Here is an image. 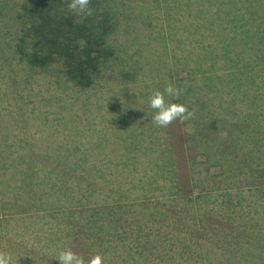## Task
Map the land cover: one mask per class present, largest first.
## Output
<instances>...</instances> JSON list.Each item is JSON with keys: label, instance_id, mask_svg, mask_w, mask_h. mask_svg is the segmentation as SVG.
Listing matches in <instances>:
<instances>
[{"label": "trees", "instance_id": "1", "mask_svg": "<svg viewBox=\"0 0 264 264\" xmlns=\"http://www.w3.org/2000/svg\"><path fill=\"white\" fill-rule=\"evenodd\" d=\"M127 1L90 0L92 14L76 15L68 8L70 0H1L0 18L11 15L13 20L7 31H1L0 59L27 68L31 76L41 70L59 87L67 83L88 92L109 60L119 54L112 36L126 24L118 20L120 7L146 10V23L151 25L153 5L145 9ZM163 2L170 13L191 10L212 39L216 30L224 32L227 27L247 28L254 42L264 39V0ZM219 38L227 45L230 33ZM250 70L254 89L262 92L264 67L251 64ZM227 77L219 78L222 86H218L213 76L199 77L189 70L181 87L187 96L182 92L175 100L167 97L169 103L180 100L190 112V91L199 89L204 95L199 126L187 140L195 151L183 154L188 170L184 179L175 161L178 169L173 175L162 172L153 180L128 177L120 191L110 188L112 195L107 196L108 189L97 190L106 192V197L94 196L87 203L34 200L18 209L1 196L4 168L0 167V253L11 254L22 264H58L55 259L64 250L82 257L85 264L95 255L103 257V264H264V221L238 208L243 198L258 192L264 197V124L252 121L246 142L238 128L232 140L225 139L226 121L214 106H229L233 115L239 112L223 90L238 93L232 77ZM206 118H211L214 136L209 143L202 141L199 128L208 123ZM55 187L58 195L66 194L60 183Z\"/></svg>", "mask_w": 264, "mask_h": 264}, {"label": "rangeland", "instance_id": "2", "mask_svg": "<svg viewBox=\"0 0 264 264\" xmlns=\"http://www.w3.org/2000/svg\"><path fill=\"white\" fill-rule=\"evenodd\" d=\"M163 1H127L145 9L153 5L151 25L146 23V10L130 12L118 4V20L126 23L112 36L119 54L109 60L88 92L67 83L59 87L47 81L53 78L41 70L31 76L27 68L0 59L1 196L5 201L18 209L34 200L87 203L94 196L106 195L97 190L108 189L107 196L112 195L110 188L123 187L128 177L153 180L162 172L175 174L179 165L184 179L188 170L183 154L195 151L187 140L199 126L204 95L193 88L188 101L191 120H174L166 127L151 119L155 110L149 107V98L169 84L185 86L189 70L199 77L213 76L218 86H222L219 78L232 77L237 95L228 87L223 90L239 112L233 115L227 111L229 106H214L218 117L226 121V140H232L238 128L241 141L246 142L252 133L251 122L264 124V90L254 89L253 73L248 71L251 64L264 67V39L254 42L247 28L227 27L230 38L225 45L219 38L225 31L216 30L212 39L205 34L203 20H194L191 10L182 7L183 11L170 13ZM12 20L11 15L0 18V38ZM207 82L212 87L213 82ZM165 99L169 103L167 96ZM211 118L199 127L206 143L214 138L209 129ZM55 182L67 190L65 195H58V187L54 190ZM242 201L240 210L253 212L264 221L261 192Z\"/></svg>", "mask_w": 264, "mask_h": 264}, {"label": "clouds", "instance_id": "3", "mask_svg": "<svg viewBox=\"0 0 264 264\" xmlns=\"http://www.w3.org/2000/svg\"><path fill=\"white\" fill-rule=\"evenodd\" d=\"M90 0H70L68 8L76 15H91L89 9ZM183 89L169 84L163 92L157 91L149 98V107L155 110L151 119L159 126L166 127L174 120L183 122L188 120L193 114L188 111L187 107L178 103H167L165 97L176 98L182 93ZM58 264H85L82 257H78L71 250L61 251L55 259ZM19 259L15 262L11 254L0 253V264H18ZM87 264H103V257L95 255L88 260Z\"/></svg>", "mask_w": 264, "mask_h": 264}]
</instances>
